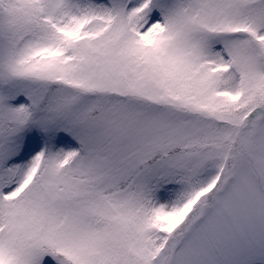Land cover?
<instances>
[{"label": "snow or ice", "instance_id": "1", "mask_svg": "<svg viewBox=\"0 0 264 264\" xmlns=\"http://www.w3.org/2000/svg\"><path fill=\"white\" fill-rule=\"evenodd\" d=\"M0 264H264V0H0Z\"/></svg>", "mask_w": 264, "mask_h": 264}]
</instances>
